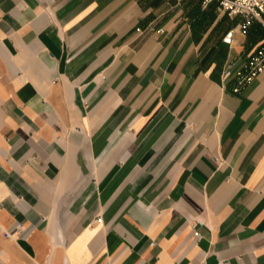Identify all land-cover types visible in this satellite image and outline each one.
<instances>
[{"label":"crops","instance_id":"obj_1","mask_svg":"<svg viewBox=\"0 0 264 264\" xmlns=\"http://www.w3.org/2000/svg\"><path fill=\"white\" fill-rule=\"evenodd\" d=\"M243 21L0 0V264H264V71L222 78L264 44Z\"/></svg>","mask_w":264,"mask_h":264},{"label":"built area","instance_id":"obj_2","mask_svg":"<svg viewBox=\"0 0 264 264\" xmlns=\"http://www.w3.org/2000/svg\"><path fill=\"white\" fill-rule=\"evenodd\" d=\"M212 0H204L208 3ZM221 9L229 15H242L244 21L242 23L243 32H247L249 26L258 20L264 26V0H218ZM163 31V28L160 29ZM264 71V44L249 56L243 64L236 69L227 68L222 72V78L229 80L234 78L236 86L234 91L238 92L244 86L250 84ZM192 125V123H190ZM101 219V218H99ZM199 235V232H196Z\"/></svg>","mask_w":264,"mask_h":264}]
</instances>
